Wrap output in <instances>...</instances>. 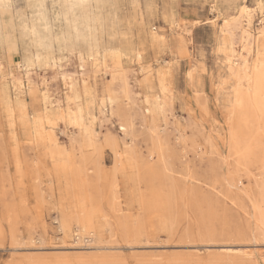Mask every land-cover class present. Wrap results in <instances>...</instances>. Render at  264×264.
I'll use <instances>...</instances> for the list:
<instances>
[{
  "label": "rangeland",
  "instance_id": "1",
  "mask_svg": "<svg viewBox=\"0 0 264 264\" xmlns=\"http://www.w3.org/2000/svg\"><path fill=\"white\" fill-rule=\"evenodd\" d=\"M79 1L0 0V264H264V0Z\"/></svg>",
  "mask_w": 264,
  "mask_h": 264
},
{
  "label": "bare ground",
  "instance_id": "2",
  "mask_svg": "<svg viewBox=\"0 0 264 264\" xmlns=\"http://www.w3.org/2000/svg\"><path fill=\"white\" fill-rule=\"evenodd\" d=\"M68 1V0H67ZM71 2H74V0H70ZM80 1H83V2H86V1H88V0H80ZM79 1V2H80ZM93 1V3L95 4V6H97V9H98V11H99V16H98V20H99V22L100 23H106V22H108V23H111V21H112V12L111 13H107L106 15H103V8L105 7V5L106 4H108V2H109V0H92ZM63 2V1H62ZM77 2V1H76ZM4 3V2H3ZM7 4V3H6ZM70 4V3H69ZM90 4H91V2H90ZM5 5V4H4ZM7 6V5H6ZM1 7V6H0ZM3 7V6H2ZM74 7V6H73ZM72 7V8H73ZM6 8V7H5ZM4 8V9H5ZM70 8V7H69ZM74 9V8H73ZM8 10H9V13H10V9L8 8ZM64 10V9H63ZM8 12V11H7ZM84 14V13H83ZM87 14V13H86ZM249 15V14H248ZM22 17V16H21ZM71 17V16H70ZM12 18V17H11ZM19 19V18H18ZM21 20H23V19H21ZM96 20V19H95ZM249 20V19H248ZM70 21V20H69ZM69 21H68V23H69ZM72 21V20H71ZM23 22V21H22ZM27 22V21H26ZM238 22V21H237ZM249 22V21H248ZM19 23H20V21H19ZM25 23V22H24ZM23 23V24H24ZM67 23V22H66ZM100 23H99V25H100ZM71 24H72V22H71ZM44 25V24H43ZM23 26H25V24L23 25ZM23 26H20V27H23ZM66 26V25H65ZM73 26V25H72ZM101 26V25H100ZM27 28V27H26ZM45 28V26H43V29ZM92 28V27H91ZM101 28V27H100ZM22 29V28H21ZM33 29L34 28H32V31H33ZM42 29V30H43ZM75 29V28H74ZM23 30H24V27H23ZM26 30V29H25ZM24 30V31H25ZM73 30V29H72ZM264 30V29H263ZM27 31V30H26ZM29 31V30H28ZM31 31V32H32ZM75 31V30H74ZM249 31V30H248ZM263 34L262 35H264V31L262 32ZM26 34V33H25ZM32 34H33V32H32ZM37 35V34H36ZM248 33H247V30L246 29H243L242 28V36L245 38V39H247L248 38ZM26 36V35H25ZM68 36V35H67ZM28 37H30V36H28ZM38 37V36H37ZM70 37V36H69ZM111 37V36H110ZM38 38H40V37H38ZM71 39V38H70ZM45 40V39H44ZM37 41V40H36ZM38 42H40L39 40H38ZM68 42H69V40H68ZM39 45H41L40 43H39ZM256 47V46H255ZM243 50V49H242ZM263 54V53H262ZM118 55V54H117ZM259 55V54H258ZM262 56V55H261ZM257 57V56H256ZM260 57V56H259ZM247 60V59H246ZM241 61V60H240ZM247 62V61H246ZM254 63V62H253ZM247 64V63H246ZM252 65V64H251ZM166 66V65H165ZM118 67V66H117ZM240 67H242V68H240V70H238L239 71V74L241 75V77L243 78L242 80H244V82L246 83V85L248 86V88H252V93L253 94H257V92L259 91H261L262 90V88L264 87V65H263V63H262V61H258L257 63H255L253 66H252V69L251 70H248V67L245 65V64H243L242 66H240ZM104 68V67H103ZM238 68V67H237ZM195 70V69H194ZM237 73V75H238V72H236ZM193 74V73H192ZM236 75V74H235ZM74 76V75H73ZM165 76V75H164ZM163 77V76H162ZM190 77V76H189ZM241 77L239 78V79H241ZM73 79V78H72ZM237 80V79H236ZM162 82V81H161ZM165 91V90H164ZM235 91V90H234ZM166 92V91H165ZM262 94H264L263 92H262ZM264 96V95H263ZM125 97V96H124ZM263 101V100H262ZM261 103V102H260ZM261 104H264V103H261ZM256 106H257V104H256ZM256 108V107H255ZM80 113V112H79ZM79 116V115H78ZM124 131V130H123ZM227 137V136H226ZM232 137V136H231ZM253 178V177H252ZM254 208V207H253ZM254 212H255V210H254ZM262 212V211H261ZM263 213V212H262ZM263 216H264V214H263ZM263 219V218H262ZM264 220V219H263Z\"/></svg>",
  "mask_w": 264,
  "mask_h": 264
}]
</instances>
